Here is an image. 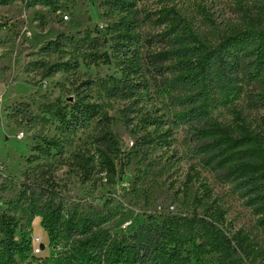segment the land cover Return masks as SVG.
Wrapping results in <instances>:
<instances>
[{
    "label": "rangeland",
    "instance_id": "1",
    "mask_svg": "<svg viewBox=\"0 0 264 264\" xmlns=\"http://www.w3.org/2000/svg\"><path fill=\"white\" fill-rule=\"evenodd\" d=\"M119 1L0 0V77L7 89L2 105L12 123L0 126V219L10 216L20 223L19 243L24 236L29 241L41 237L48 247L42 257L67 255L72 241L64 240L62 230L50 236L41 216L32 219L24 194L25 184L50 177L59 192L53 200L63 201L65 213L105 219L102 228L117 237L131 234L150 215L206 217L210 208H219L229 237L243 233L261 249L264 261V204L250 199L264 196V182L258 180L259 186L244 194L223 178L224 171L214 170L215 164L208 168L204 163L211 156L197 154L208 140L194 139L197 129L175 117L183 107L179 103L188 102L207 110V125L229 133L243 126L264 136V0H132L146 78L117 98L106 92L122 80L115 60L107 65L91 53L98 39L107 42L100 55L112 54L113 28L124 15ZM175 15L196 36L199 51L214 54L205 76L189 91L181 90L176 77V106L163 86L169 79H159L149 68L154 55L169 51L160 36ZM59 38L57 49L47 47ZM52 64L61 70L45 78ZM221 71L226 77H220ZM81 101L97 105V114L66 124ZM59 108L66 109V123L56 117ZM107 127L121 148L114 160L123 172L114 184L103 172L99 146ZM78 157L89 158L94 167L88 182L74 165ZM31 259L27 254L26 260ZM221 261L219 254L206 256L207 264ZM192 264H199L197 257Z\"/></svg>",
    "mask_w": 264,
    "mask_h": 264
},
{
    "label": "trees",
    "instance_id": "2",
    "mask_svg": "<svg viewBox=\"0 0 264 264\" xmlns=\"http://www.w3.org/2000/svg\"><path fill=\"white\" fill-rule=\"evenodd\" d=\"M119 2L124 15L113 28V35L110 38V41H114L112 54L100 55L99 48L106 47L107 42L100 44L97 43L98 39L92 41L97 48L91 53L92 57L99 58L107 65L115 60L122 73V80L111 89H106V92L108 97L117 98L124 97L122 91L138 85L137 82L143 84L146 78L143 56L136 37L137 17L133 10L134 3L132 0ZM180 22L176 19V15L170 20L169 28L160 36L169 51L154 55L149 65L159 79L165 77L169 79L166 86L165 83L163 86L167 94L171 95L174 106H176V94L172 95V93L176 92V77L178 85H183L181 90L189 91L205 76L214 58L212 51H203V53L199 51V47L194 45L199 44L198 39ZM60 39L50 42L47 47L55 46L57 49ZM221 62L223 63V60ZM60 70L58 65L52 64L46 69L44 77L49 78ZM223 71L220 72L221 78L226 77ZM260 80L264 83V77ZM184 100L195 101L190 97H184ZM186 103H179L183 107L175 112V117L190 129H197V131L193 130L194 139L203 137L202 139L208 140L209 143L198 148L197 152L201 157L211 156L204 164L211 170L215 164L214 170L224 171L223 178L228 182L236 183L244 194L256 189L259 186L258 180L264 182V136L253 135L250 128L243 126L238 127V132L229 133L219 126L207 125L205 123L208 118L207 110L203 106ZM97 109V105L81 101L72 109V119L68 123H66V109L59 108L56 117L62 123L70 125L73 121L90 120L97 114ZM201 126L203 130L200 131L198 127ZM165 135L166 133H162L158 138L162 139ZM151 142L153 143L154 140ZM99 146L103 159V172L106 173L107 182L114 184L123 170L119 172L115 164L114 159L121 153V148L109 127L103 129ZM245 146L251 148L246 149ZM245 160H251L254 164L245 165L243 164ZM74 165L81 171L84 181L88 182L94 170L91 160L78 157ZM191 179L189 177V181ZM24 189L31 218L41 216L42 227L50 236L62 230L65 234L64 240L72 241V250L67 255L56 257L31 255L33 259L27 261L26 255L31 254L30 241L24 236L19 243L17 231L20 229V223L13 217L2 216L0 229L3 239L0 242V264H192L193 256L197 257L199 264H207L206 256L213 254H219L223 264L243 263L244 260L264 264V261H261L263 257L261 249L244 237L243 233L238 232L229 237L224 230L225 215L219 208H210V213L206 217H199L195 213L193 217L172 213L150 215L147 221L131 234L117 237L102 228L105 219L93 218L85 214L78 219L75 213H65L66 207L63 201L53 200L54 197L58 198L59 192L56 183L50 177L38 185L27 183ZM250 199L254 202L257 199L259 200L257 204H264V196L259 193Z\"/></svg>",
    "mask_w": 264,
    "mask_h": 264
},
{
    "label": "crops",
    "instance_id": "3",
    "mask_svg": "<svg viewBox=\"0 0 264 264\" xmlns=\"http://www.w3.org/2000/svg\"><path fill=\"white\" fill-rule=\"evenodd\" d=\"M0 34H2V32H0ZM2 56V48H0V58ZM6 87H5V83L2 77H0V126L2 125H11V121H9L8 119H6V115L5 111L6 109L4 108V98H5V93H6ZM4 106H3V105Z\"/></svg>",
    "mask_w": 264,
    "mask_h": 264
},
{
    "label": "built area",
    "instance_id": "4",
    "mask_svg": "<svg viewBox=\"0 0 264 264\" xmlns=\"http://www.w3.org/2000/svg\"><path fill=\"white\" fill-rule=\"evenodd\" d=\"M67 20V17H64ZM30 245H31V255L33 257H42L41 254L44 249L48 248L46 244L43 243L42 238L39 236H32L30 238ZM49 257V256H48Z\"/></svg>",
    "mask_w": 264,
    "mask_h": 264
},
{
    "label": "flooded vegetation",
    "instance_id": "5",
    "mask_svg": "<svg viewBox=\"0 0 264 264\" xmlns=\"http://www.w3.org/2000/svg\"><path fill=\"white\" fill-rule=\"evenodd\" d=\"M48 68H49V66H48Z\"/></svg>",
    "mask_w": 264,
    "mask_h": 264
}]
</instances>
